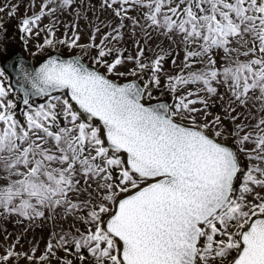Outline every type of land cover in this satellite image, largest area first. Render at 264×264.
<instances>
[{"label": "snow or ice", "instance_id": "1", "mask_svg": "<svg viewBox=\"0 0 264 264\" xmlns=\"http://www.w3.org/2000/svg\"><path fill=\"white\" fill-rule=\"evenodd\" d=\"M78 3L0 0V264H264V0Z\"/></svg>", "mask_w": 264, "mask_h": 264}, {"label": "rangeland", "instance_id": "2", "mask_svg": "<svg viewBox=\"0 0 264 264\" xmlns=\"http://www.w3.org/2000/svg\"><path fill=\"white\" fill-rule=\"evenodd\" d=\"M15 2L20 3V0H15ZM99 2L100 0H83V7H80L78 3L77 9L78 11H80L81 17H87V19L81 18L78 21H76L79 24V30L82 37L81 43L86 42L88 39V35L91 30L89 28V21H92L93 24L99 23V21L96 20V16H99L100 20L108 19L107 13H103L102 10L99 9ZM92 5L96 6L95 14L93 13V11L90 10V6ZM25 7L26 4H21V8H20L21 14L25 13ZM27 14L30 15L31 13L29 12ZM74 19L75 18L73 16H66L64 17L63 23H68L70 25L74 21ZM45 23H47V21H45ZM8 26H10L13 29L14 34L18 42L21 44L25 54L31 57L29 50L32 51L35 50L34 49L35 40H33L32 43H30L27 48L24 47L23 42L19 39L20 33H18L14 24H9ZM60 31L64 32V28L62 25L60 27ZM160 43L161 42L159 40L155 41L153 47H155L156 44H160ZM126 46L129 48L130 51H132L131 41H129ZM163 46H166V44ZM156 50L158 51V49ZM148 55L151 56L152 52H149ZM165 68L171 69L172 65L170 63L166 64ZM211 111H213L214 114L221 113V109L219 106L212 108ZM225 123L227 124L228 121H225ZM59 223L60 222L57 221V225H59ZM64 227L66 229L67 225H64ZM25 228L28 229L27 232L24 231ZM52 231H53V225L51 222H48L44 226L40 227L37 226L36 224H29L28 222H25L24 224H18L15 221V219H0V245H4L6 243L4 240V236L7 233L9 234L8 242L14 241L17 236L23 237L22 244L17 247L16 249L17 251L26 250L29 249L31 246H35L40 249V252H42L45 247V243L49 239L50 233ZM39 254L40 253H37V255Z\"/></svg>", "mask_w": 264, "mask_h": 264}, {"label": "water", "instance_id": "3", "mask_svg": "<svg viewBox=\"0 0 264 264\" xmlns=\"http://www.w3.org/2000/svg\"><path fill=\"white\" fill-rule=\"evenodd\" d=\"M9 32H10V36H9V40L6 41V43H8V51L6 54L0 56V67H3L6 69V73L10 74V81L12 83V85L14 87H17L16 84V74L14 71V65L17 61V58H24L28 63L33 62V58L29 57L25 54L21 44L18 42L13 29L8 26ZM60 51L62 53L67 54V50L64 49H60ZM77 53L79 50H76ZM21 94H17L18 98ZM37 100H39V98H36ZM20 264H25V262L22 260L20 262Z\"/></svg>", "mask_w": 264, "mask_h": 264}]
</instances>
